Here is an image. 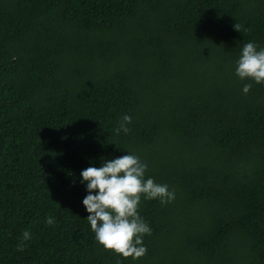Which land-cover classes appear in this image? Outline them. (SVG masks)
Segmentation results:
<instances>
[{"label": "trees", "instance_id": "obj_1", "mask_svg": "<svg viewBox=\"0 0 264 264\" xmlns=\"http://www.w3.org/2000/svg\"><path fill=\"white\" fill-rule=\"evenodd\" d=\"M248 41L264 47V0H0V264H264ZM126 151L175 192L142 198L137 259L99 245L81 203V170Z\"/></svg>", "mask_w": 264, "mask_h": 264}, {"label": "clouds", "instance_id": "obj_2", "mask_svg": "<svg viewBox=\"0 0 264 264\" xmlns=\"http://www.w3.org/2000/svg\"><path fill=\"white\" fill-rule=\"evenodd\" d=\"M234 74L242 81L264 84V47L253 41L244 43L234 61ZM251 86L245 82L242 93L247 94ZM131 120V116L123 115L115 132L127 134ZM147 168L138 155L126 151L122 156L103 158L98 167L89 166L79 173L86 190L81 203L88 213L85 219L94 240L124 258L137 259L146 253L143 238L151 234V228L138 211L142 198L161 204L175 198L167 184L157 183L151 176L146 178ZM46 223L53 224V218H47ZM30 239V232L25 230L22 240Z\"/></svg>", "mask_w": 264, "mask_h": 264}]
</instances>
